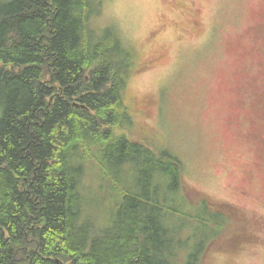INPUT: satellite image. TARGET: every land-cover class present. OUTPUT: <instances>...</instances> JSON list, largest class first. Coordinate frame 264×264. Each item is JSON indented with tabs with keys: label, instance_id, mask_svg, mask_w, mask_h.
Segmentation results:
<instances>
[{
	"label": "trees",
	"instance_id": "16d2710c",
	"mask_svg": "<svg viewBox=\"0 0 264 264\" xmlns=\"http://www.w3.org/2000/svg\"><path fill=\"white\" fill-rule=\"evenodd\" d=\"M96 3L0 0V264H199L227 215L202 198L211 225L171 224L182 165L117 130L133 54L89 28Z\"/></svg>",
	"mask_w": 264,
	"mask_h": 264
},
{
	"label": "rangeland",
	"instance_id": "374dc122",
	"mask_svg": "<svg viewBox=\"0 0 264 264\" xmlns=\"http://www.w3.org/2000/svg\"><path fill=\"white\" fill-rule=\"evenodd\" d=\"M96 1L89 28L109 27L133 54L122 91L130 121L117 130L182 165L190 202L177 208L190 216L171 224L188 223L184 235L211 225L194 218L210 216L204 198L227 217L199 264H264V0ZM86 193L89 209L109 199Z\"/></svg>",
	"mask_w": 264,
	"mask_h": 264
}]
</instances>
